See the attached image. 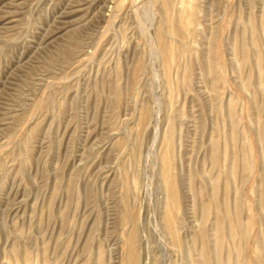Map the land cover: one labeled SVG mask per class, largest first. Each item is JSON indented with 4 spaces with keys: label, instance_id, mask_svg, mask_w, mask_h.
<instances>
[{
    "label": "rangeland",
    "instance_id": "rangeland-1",
    "mask_svg": "<svg viewBox=\"0 0 264 264\" xmlns=\"http://www.w3.org/2000/svg\"><path fill=\"white\" fill-rule=\"evenodd\" d=\"M0 264H264V0H0Z\"/></svg>",
    "mask_w": 264,
    "mask_h": 264
}]
</instances>
